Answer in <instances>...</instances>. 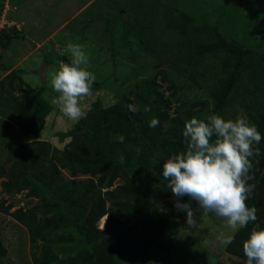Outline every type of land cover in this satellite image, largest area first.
Here are the masks:
<instances>
[{"label": "trees", "instance_id": "1", "mask_svg": "<svg viewBox=\"0 0 264 264\" xmlns=\"http://www.w3.org/2000/svg\"><path fill=\"white\" fill-rule=\"evenodd\" d=\"M112 2L118 4L120 0ZM101 5L105 6V2L101 1ZM136 5L139 9L129 14L135 24L126 22V25L142 43L150 45L157 13L143 12L142 2ZM160 7L164 8V22H168L175 9L157 0L154 10ZM175 27L194 48L184 66L186 72L203 55L219 50L225 52L222 76L213 94V113L219 115L225 111L233 93L240 89L242 78L247 76L245 87L253 88V96L249 98L250 106L243 108L247 111V121L264 135V38L257 37L243 45L226 40L215 27L216 40L197 42L187 32L188 19L184 15ZM2 35L0 43L4 49L13 39L23 38L22 31L16 29L6 30ZM23 75V70L0 69V99L14 114L20 135L33 138L13 144L9 149L0 165V192L5 195L25 192L28 198L38 201L31 208L12 212L13 218L28 232L33 264H54L104 238L124 234L141 217L144 221L140 232L128 234L111 249L114 264L164 261L170 250L160 241L168 219L154 205L157 199L171 192L166 189L167 182L160 171L165 159L185 148L184 122L193 117L189 110L174 111L175 115L171 116L174 102L179 101L175 83L164 70H159L160 82L167 83L172 91L169 96L165 95L157 78H147L107 108L98 101L93 102L85 111L86 116L67 132L58 134L61 141L69 140L59 149L39 138L52 111L42 97L46 88L25 85ZM18 90L21 92L16 95ZM247 92V88L241 90L242 94ZM128 104L134 105L136 111H130ZM153 117H157L159 123L149 127L148 122ZM119 135L125 137L123 143L118 141ZM249 161L250 193L246 204L256 209V220L237 229L225 246L227 255L243 262L242 241L253 227H264V139L255 145ZM64 171L69 174L68 179ZM102 190L103 196L94 197ZM11 208L0 201V211L7 212ZM104 217V226L100 228L97 224ZM6 255L7 250L0 242V258Z\"/></svg>", "mask_w": 264, "mask_h": 264}, {"label": "rangeland", "instance_id": "2", "mask_svg": "<svg viewBox=\"0 0 264 264\" xmlns=\"http://www.w3.org/2000/svg\"><path fill=\"white\" fill-rule=\"evenodd\" d=\"M156 1L120 0L121 3L116 4L118 1L112 0H10L16 7L14 19L19 22L23 38L13 39L0 51V69L8 72L23 70L25 85L45 86L42 97L51 105L52 111L44 122L40 139L63 149L69 140L61 141L58 134L67 132L78 121L69 119L59 110L55 102L58 93L51 87L53 73L70 58L69 42L82 46L87 57V70L95 75L89 92L79 100L84 112L95 101L104 108L117 103L132 86L144 79L157 78L161 83L158 71L164 70L175 83L176 97H179V101L173 104L171 116L175 115L174 111L189 110L193 117L206 120L207 116L214 114L213 94L222 76L225 52L219 50L203 55L186 72L184 66L194 48L175 26L184 15L188 19L187 32L197 42L216 40L217 27L226 40L248 45L257 37L264 38V16L261 14L264 13V0H158L175 9L168 22H164L163 7L154 10ZM139 2H142L143 12L157 13L158 20L152 25L154 39L150 45L142 43L126 25V22L135 24L129 14L139 9L136 8ZM246 78H242L239 87L242 91L247 88V94H242L240 89L233 93L225 111L219 114L221 117L247 120V111L243 107L250 106L253 88L245 87ZM161 85L165 95L169 96L172 91L168 84L162 82ZM182 102L186 105H181ZM14 120V114L0 99V165L13 144L33 139L20 135ZM64 176L69 178L66 171ZM103 192H97L94 197L103 196ZM174 199L171 193L157 199L154 205L168 219L160 242L170 251L158 264H245L225 252L229 243L227 238H232L237 229L227 226L223 218L199 210L194 212L197 223L190 227L185 224V214L174 209ZM180 199L183 202L187 197ZM0 201L5 206H12L7 212L0 211V242L7 250L6 257L0 258V264H33L28 232L13 218L12 212L35 206L37 199L28 198L25 192L12 195L0 192ZM192 207H196L194 201ZM105 220L106 217L97 225L103 228ZM143 221L144 217H141L124 234L104 238L54 264H114L111 249L128 234H138ZM220 233H223V239H217ZM151 261L150 264L156 263Z\"/></svg>", "mask_w": 264, "mask_h": 264}, {"label": "clouds", "instance_id": "3", "mask_svg": "<svg viewBox=\"0 0 264 264\" xmlns=\"http://www.w3.org/2000/svg\"><path fill=\"white\" fill-rule=\"evenodd\" d=\"M10 6L11 17L16 7L11 2ZM11 19L16 21L13 16ZM16 30L21 31V28ZM3 49L0 43V51ZM67 49L70 58L53 73L51 87L58 93L55 102L59 110L69 119L79 120L86 116L79 100L89 92L95 75L87 70V57L80 44L69 42ZM127 107L136 111L132 104ZM158 123V118L153 117L148 126L155 127ZM182 136L185 148L163 161L160 176L167 182L166 189L176 198L174 209L185 214V224L195 226L196 210L223 218L233 229L244 228L249 221H255L256 209L247 205L246 200L250 193L249 157L255 145L264 139L257 126L243 117L225 119L211 114L206 120L197 117L186 120ZM117 139L123 143L125 137L119 135ZM182 197L187 200L182 202ZM223 238V233L217 235V239ZM227 240L230 242L231 237ZM242 251L245 264H264V227L250 230L242 241Z\"/></svg>", "mask_w": 264, "mask_h": 264}, {"label": "built area", "instance_id": "4", "mask_svg": "<svg viewBox=\"0 0 264 264\" xmlns=\"http://www.w3.org/2000/svg\"><path fill=\"white\" fill-rule=\"evenodd\" d=\"M1 6V13H0V36L2 35L3 32L6 30L16 28L19 29V25L14 22L9 14L11 11V6H10V0H3Z\"/></svg>", "mask_w": 264, "mask_h": 264}, {"label": "water", "instance_id": "5", "mask_svg": "<svg viewBox=\"0 0 264 264\" xmlns=\"http://www.w3.org/2000/svg\"><path fill=\"white\" fill-rule=\"evenodd\" d=\"M40 73L43 75L44 74V68L40 71Z\"/></svg>", "mask_w": 264, "mask_h": 264}]
</instances>
